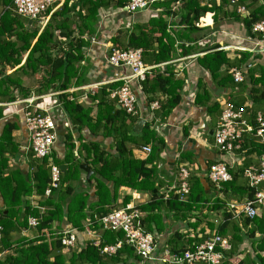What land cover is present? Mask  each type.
<instances>
[{
    "label": "trees",
    "instance_id": "16d2710c",
    "mask_svg": "<svg viewBox=\"0 0 264 264\" xmlns=\"http://www.w3.org/2000/svg\"><path fill=\"white\" fill-rule=\"evenodd\" d=\"M73 1L65 0L63 6L52 13L42 30L28 28L29 20L25 21L13 11L5 13L0 22V119L4 116V107L1 104L15 101L17 93L27 97L31 91L38 94L51 90L63 91L72 86H80L89 80L88 65L83 63L89 40L84 36L96 35V23L101 7L114 4L124 8L127 0H76L74 3ZM175 1L177 0H165L158 4L165 3V14L168 15ZM225 1L221 0L219 8L211 9L218 12ZM247 1L249 3H246ZM212 3L211 6H214L215 2ZM238 4L245 5L246 16L238 13V5H234L231 12L222 9L223 14L234 16L244 23L248 30L252 29L254 23L264 20V0H240ZM79 5L85 9L82 13L77 11ZM187 7H190V11L186 14L185 21L192 31L197 30L195 22L208 8L200 7L196 2L192 4L188 2ZM136 28L139 29L129 36V45L125 46L115 39V47L142 48L144 58L149 56L152 64L162 63L174 57L175 39L167 32V23L164 22L163 15L157 19H150L148 28L139 26ZM192 40H197V37ZM155 43L158 44L157 48H154ZM215 46L217 48L218 45ZM182 48L183 52L188 49L184 45ZM263 55L242 51L239 58L230 60L226 52L215 50L198 59L199 64L209 70L213 77L220 78L219 82L222 84H235L230 71L232 67L247 70L246 79L240 84L246 86L249 81L252 86L251 93L257 109L248 112V115L250 114V122L254 127H256L254 116L261 110L259 108H262L261 111L264 110V64L254 67L252 65L254 60L262 59ZM7 66L13 71L8 73ZM24 77H35L36 82L27 85ZM121 84L122 82L118 81L103 85L92 95L93 101L97 103L88 107L78 102L77 93L65 92L58 96L63 112L69 116L73 130L78 136H74L72 131L65 133L63 141L65 156L59 158L55 153L53 156L51 153L41 160L31 177H26L19 170L3 175L2 168L7 167L8 161L5 153H14L18 150L13 137L16 123L9 122L5 125L0 136V196L4 205L0 209V225L3 227L0 254L7 252V255L0 260V264H140V258L126 243L115 254L102 252L105 246L115 244L124 238L122 231L101 230L99 222L102 216L116 209L118 190L122 186L151 193L149 200L138 204L137 208L144 214L141 217L144 230L153 234L157 243L156 253L160 234L166 231L170 224L173 227L170 237L161 248V257L181 255L192 245L200 243L216 232L221 236H230L232 241V250L226 253V259L222 264H233L232 259L245 252L241 247L246 241H250L251 247L247 252L252 251L253 255L250 253L245 259H238L237 264H264V209L254 218L245 217L241 225V220L235 219L227 206L229 200L240 201L246 197L251 199L254 197L256 189L250 187L248 181L241 183L240 180L244 177L245 169L251 165V159L248 158L260 157L262 144L257 142L252 134L243 135L240 140L241 146L236 152L246 156L245 164L241 168H230L233 180L222 185L220 190L223 197L207 193V185L204 183L213 184L205 171L201 177L190 178L191 191L186 201H180L175 191L169 192L168 198L164 199V194L159 195L154 191L159 190L162 185L157 177L155 163L161 158L165 141L154 129V121L147 122L140 131H136L135 124L139 118L127 114L118 107L115 99L109 97L110 90ZM184 84V80L176 78L171 65H167L165 69L153 68L148 72L146 80L142 83L144 93L163 94L161 99L155 96L146 99L147 104L154 101L160 103V108L155 113L159 121L167 120L177 106ZM94 107L97 108L95 114ZM86 129L94 134L102 129L104 136L113 135L116 152L106 151L96 140L84 141L82 132ZM131 144L136 147L150 145L151 153L146 159L136 158ZM31 153L33 154L32 150ZM50 163L57 165L65 163L68 166L61 174L60 187L54 189L46 198L44 194L51 179ZM83 163L91 166L94 171L90 179V191H77L73 184L81 178L83 170L80 165ZM33 193L42 196L38 200V205H32L28 199ZM228 193L232 194V199ZM129 201L130 196L125 195L123 204L126 205ZM42 207L45 209L42 210ZM206 208L210 214L217 212L222 215L217 224L213 220L206 222L211 229L209 233L204 228L198 232L197 229L203 222L202 216L207 217V213H203ZM29 217H36L39 220L36 227L37 235L33 238L21 236L15 238L14 232H20L21 228H30ZM171 217V221L168 222V218ZM63 220L71 223L79 232L90 229L99 231L100 244L95 245L94 240H84L79 235L77 247L63 246L60 236L53 231V223ZM182 226L195 232L194 235L182 232L181 228H185Z\"/></svg>",
    "mask_w": 264,
    "mask_h": 264
},
{
    "label": "crops",
    "instance_id": "0c3cea01",
    "mask_svg": "<svg viewBox=\"0 0 264 264\" xmlns=\"http://www.w3.org/2000/svg\"><path fill=\"white\" fill-rule=\"evenodd\" d=\"M191 1L192 0L175 1L171 6V12L168 15L165 14V3L158 4L159 2L151 9L137 12H129L125 7L120 8L114 4L111 6L109 5L108 7L104 6L101 7L98 12L96 35L92 37L87 35L84 36L89 40V45L85 48L86 58L83 62L84 65H88L89 70L87 75L89 80L80 86L90 84L92 82L109 81L129 75L130 69L128 67L111 66L106 60L107 53L112 46L115 47V39L119 40V43L125 44V46L129 45L130 34L139 29L136 28L137 26L141 28H148L149 21L152 18L157 19L163 15L164 22L167 23V32L173 37V39H175V55L172 59L162 63L152 64L149 60V56L145 57V61H147L146 63L148 65H152L153 68L165 69L167 65H171L174 69L176 78L182 79L185 82L180 91L177 106L174 108L167 120L163 122L159 121L153 126L158 135L165 141V148L161 153V158L155 163L157 167V177L162 185L159 190L154 192H158L159 195L165 194L167 190L175 184L178 168L181 165L191 167L197 177H201L215 161L226 160L233 164V169L241 168L245 164L246 156L240 155L237 152L233 155H223L219 153L214 146L213 134L220 118L222 108L226 102H236V104L238 103V105L246 107L247 113L253 109H257V105H255L252 97V86L249 81H247L246 86L237 83L222 84L219 82L220 78L213 77L212 73L200 65L198 61V59L204 56L207 52L215 50H223L226 52L227 57L230 60L239 58L242 51H249L254 53V55L256 53L264 54V49L259 47L256 49L257 51L249 50L254 47L255 42L253 39H255L256 35L252 32V29L248 30L244 23L238 21L234 16H227L223 14L222 9L224 11L231 12L234 7L229 0L224 2V6L222 9L220 8L219 11L217 10L218 12H215V9L212 10L211 8H219L221 6V0L213 1V3L215 2L214 6H211V4L207 3L206 0H193V2H196L198 6L208 8V10L199 19L201 25L199 27L195 26L197 30L192 31L189 24L185 21L186 14L190 11V7H187V3L190 2V4H192L193 2ZM246 3H249V1ZM7 11H13L12 0H0V22L3 20ZM77 11L82 13L85 9L83 10V8L79 5L77 7ZM246 14L243 15L246 16ZM22 19L25 18L22 17ZM27 20L28 19H25V21ZM29 21L28 28L32 29L38 28L42 30L46 25L44 24L40 27H34V21L31 25L29 24ZM194 37H197V40L193 41L192 38ZM157 45L158 44L155 43L154 48H157ZM183 45L189 50L186 48L188 51L184 50L185 52H183ZM215 45H218L217 48H215ZM189 47H191V49ZM237 47H247L248 49L243 50ZM260 64H264V55L262 59L254 60L252 66H258ZM233 68L234 67H232L231 70ZM243 69L246 73L247 70L245 68ZM11 71H13V69ZM8 73L10 72L8 71ZM24 80L26 83L28 78L24 77ZM31 80V82L26 84L30 85L36 82L35 77H32ZM80 86H72L69 88ZM133 88L140 100L139 109L142 113H144L143 115H147L145 116L146 120L144 119L146 124L149 122L148 118L151 117V114H148L149 109L146 97L155 96L156 98L161 99L163 94L158 92L156 94L151 93L146 95L138 89L136 83H133ZM32 89L34 90V88ZM75 93L78 95V102L85 107L92 106L97 103V101H93L92 95L90 94L83 97V91ZM33 94L43 95L38 94L35 91H31V94L27 97ZM17 95L18 96L15 101L1 104L4 107V116L0 119V136L2 135L7 123H16L17 127L13 131V137L14 142L18 145V150L16 152L5 153V157H7L8 161L7 167L2 168V173L6 176L13 171L19 170L26 177H31L41 160L36 159L30 150L29 133L24 116L25 104L19 102L26 97H22L18 93ZM59 103L60 98L58 96L43 97L37 100L35 107L39 109L53 108V114L59 117V120L57 121L58 140L53 147L52 156L55 153L56 157L62 158L66 154V149L63 144L64 137L66 135L65 133L72 131L74 136H78V134L73 130L72 121L67 113L63 112V107ZM259 109L262 110V108ZM96 111L97 108L94 107L93 114H95ZM129 123L131 122L129 121ZM137 123L138 122L135 124V130L140 131L145 124L137 130ZM82 136L84 141L96 140L106 151L111 153L116 152L115 137L113 135L104 136L102 129H99L97 134H94L90 130L86 129L82 132ZM130 146H132L133 155L136 158L146 159L148 157V154L142 151V146L136 147L132 144ZM250 157L248 159H251V164L257 163L259 160L256 156ZM50 161L52 162V160ZM64 164H61L60 166ZM51 165L52 163H50V167ZM67 166L63 169V172L66 171ZM88 167L91 168L89 165ZM240 181L241 183H246L247 179L243 177ZM90 182L91 181L86 179V172L83 171L80 180L74 181L73 184L77 191H88L91 189ZM204 184L207 185V193L223 197L221 190L216 189V187L211 185L210 182H205ZM110 186L113 189L112 183ZM133 194H136L137 198L132 200ZM125 195H129V202L133 201L135 204L144 203L151 197L150 192H139L122 186L118 190L116 201L117 206H121L123 204ZM229 195H231L230 199H232V194L230 193ZM237 195L238 193L235 194V197H237ZM90 196L94 197L93 194H90ZM41 197V195L33 193V195H30L28 199L32 205H36ZM233 200H229L227 202V206L229 202ZM3 206V201L0 196V209ZM220 217L221 215L212 220L217 224ZM171 219L172 217L168 218L167 221L170 222ZM208 220H203L202 224L197 229L198 232L202 228H204L207 233L211 231L206 223ZM70 228L76 227L66 220H63L62 222L55 221L53 223V231L56 234ZM172 230L173 227L170 224V227L160 234L157 253L159 258L161 257V248L164 247L166 239L170 237ZM181 231L186 233L190 232L191 236L195 233L186 227L181 228ZM13 235L15 238L20 236L33 238L37 235V228H21L20 232H14ZM79 235H81L84 240H97L101 238L100 232L96 230H92L90 232H79ZM160 262L164 264L166 263L162 260H158L155 261V264H161Z\"/></svg>",
    "mask_w": 264,
    "mask_h": 264
},
{
    "label": "built area",
    "instance_id": "2783aa9c",
    "mask_svg": "<svg viewBox=\"0 0 264 264\" xmlns=\"http://www.w3.org/2000/svg\"><path fill=\"white\" fill-rule=\"evenodd\" d=\"M162 1L165 0H127L125 8L129 12L146 11ZM206 1L210 4L216 0ZM64 2L65 0H12L15 14L32 21H44V24L47 23L53 12L63 6ZM230 2L233 5H238L237 10L239 13L246 14L245 6L238 4L240 0H230ZM195 24L199 27L201 22L198 20ZM252 32L256 35L253 39L255 44L253 49L249 50L257 51L258 47L264 49V20L254 23ZM237 48L248 49L247 47ZM106 60L114 67H128L130 74L121 78L104 82H92L63 91H50L43 95L33 94L19 101L25 104L24 116L29 133L30 150H32L36 159L43 160L50 156L58 140L57 121L59 117L53 114V108L39 109L35 107L37 100L40 98L78 91H83V97H85L89 94H95L103 85L120 81L122 82L120 86L110 90V98L116 99L127 114L146 120L145 116L147 115H143L144 113L139 109L140 100L133 88V83H136L138 89L144 93L142 83L146 80L148 72L153 68L152 65L146 63L143 49L112 46L107 53ZM231 74L237 84L244 82L247 76L243 69L237 67L231 70ZM159 108L160 103L158 101L148 104V114H151L148 121H154V125L159 122L155 114ZM254 117L256 118V127L250 122L251 118L246 107L237 105L234 102H226L213 134L214 146L223 155L235 154L241 146L240 140L246 133L252 134L255 140L262 144V153L258 162L251 164L244 171V177L247 179L249 186L256 189L254 197L252 199L246 197L240 201L233 200L228 204L233 217L238 220L242 217L254 218L264 209V111H258ZM151 150L150 145L142 147V151L148 155ZM232 167L233 164L226 160L216 161L209 166L206 176L220 190L224 183L233 180V174L230 170ZM62 172L60 165H51V179L44 197H49L54 189L60 187ZM192 176H195V173L191 167L187 165L179 166L175 184L164 194V199L168 198L169 192L175 191L179 195L180 201H186L191 191L190 178ZM136 198V194H133L132 200ZM137 205L133 201L126 205L122 204L100 218L101 230L122 231L124 233L123 239L118 240L115 244L105 246L102 248V252L115 254L126 243L133 248L135 254L140 258V264H152V262L158 260L170 264H222L226 259V253L232 250L230 236L225 237L213 232L200 243L189 247L181 255L171 254L159 258L156 253L157 243L153 234L144 230L141 218L144 214L137 208ZM41 209L44 210L45 208L42 207ZM28 223L30 227L36 228L39 225V220L36 217H29ZM86 231L90 232L92 230ZM2 234L3 227L0 225V241ZM57 234L60 236L63 246L67 248L77 247L79 231L76 228L66 229ZM89 240H94L95 245L100 244V239Z\"/></svg>",
    "mask_w": 264,
    "mask_h": 264
},
{
    "label": "rangeland",
    "instance_id": "374dc122",
    "mask_svg": "<svg viewBox=\"0 0 264 264\" xmlns=\"http://www.w3.org/2000/svg\"><path fill=\"white\" fill-rule=\"evenodd\" d=\"M40 22L41 21H34V27H36V26H38V27H40ZM35 29H37V28H35ZM25 58V57H24ZM7 70L9 71V72H11V68L10 67H7ZM27 78V77H26ZM32 77H29L28 78V82L26 81V83L28 84L29 82H31L32 80ZM20 95V94H19ZM91 95V94H90ZM118 207V206H117ZM116 207V208H117ZM203 213H207V217L205 216V215H203L202 216V218H203V220L204 221H206V220H208V219H210L209 221H212V219H215V218H218V216L219 215H222V213H217V212H215V213H211L210 214V211L206 208V209H204L203 210ZM245 217H242L240 220V224L242 223V220L244 219ZM242 225V224H241ZM247 230V229H246ZM208 231V230H207ZM17 237V236H16ZM251 247H250V241L248 242V241H246L245 242V244H243L242 245V247H241V250L243 251V249H244V253H242L241 255H239V256H235V258L234 259H232V263L233 264H237L238 262H239V260L238 259H245L246 258V255L247 254H252L253 255V252L252 251H249V252H247V249H250ZM251 250V249H250ZM6 255H7V252H5V253H2V254H0V260L1 259H4L5 257H6Z\"/></svg>",
    "mask_w": 264,
    "mask_h": 264
},
{
    "label": "water",
    "instance_id": "95a60500",
    "mask_svg": "<svg viewBox=\"0 0 264 264\" xmlns=\"http://www.w3.org/2000/svg\"><path fill=\"white\" fill-rule=\"evenodd\" d=\"M32 22H33V21L30 20V21H29V24L31 25ZM43 25H44V21H41V22H40V26H43ZM118 107L121 108L120 105H119ZM145 122H146V121H145L144 119H140V120L138 121V123H137L136 129H137V130L140 129L141 126H142L143 124H145ZM66 166H67V165H65V164L62 165V166H61L62 170L65 169ZM80 167H81V169H82L83 171L86 172V179H87L88 181H90L91 176L93 175L94 171H93L90 167H88V165L85 164V163L81 164ZM155 191H156V190H155Z\"/></svg>",
    "mask_w": 264,
    "mask_h": 264
}]
</instances>
